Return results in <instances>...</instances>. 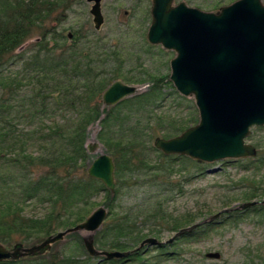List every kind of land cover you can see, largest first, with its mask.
<instances>
[{"label":"trees","instance_id":"trees-1","mask_svg":"<svg viewBox=\"0 0 264 264\" xmlns=\"http://www.w3.org/2000/svg\"><path fill=\"white\" fill-rule=\"evenodd\" d=\"M54 4L49 0H0V243L7 246L14 235L20 236L26 243H39L60 231L76 227L100 206L92 201L100 192L106 193L103 205L108 208L109 217L95 236V246L99 250L130 251L145 238L161 235L168 224L171 232L196 224L200 215L169 218V222L160 207L151 212V221L144 219L146 217L143 220L133 218L132 212L127 210L121 213L120 218L110 220L120 184L125 187L127 183L126 176L145 177L149 184H154L166 174L170 175V169L166 165L150 164L149 153L162 154L158 149L148 147V140L152 139L149 132L147 135L138 134L133 126L128 137H107L114 106L108 108L110 110L100 123L102 130L98 139L115 164V195L112 196L101 181L89 177L88 169L93 157L85 146L88 129L98 123L101 116L100 106H91V103L106 91L105 83L95 72L92 55L77 50V43L83 39L79 31L75 32L74 44L60 46L59 53H55V48L47 42L49 33L44 31L43 25L51 17ZM33 32L42 34L41 41L36 44L37 49L27 58L23 51L16 54ZM64 41L54 38L55 44ZM21 65L23 67L18 72L10 71V68ZM150 82L148 92L128 98L121 105L155 101L162 92V78H152ZM145 83L148 82L141 81L137 85ZM26 84L33 90L29 98L22 100L18 92ZM90 109L92 112H89ZM59 113L62 117L70 114L83 117L79 129L73 132L69 123L61 124L51 119ZM22 119L29 122L27 129L18 128ZM122 121L118 118V122ZM176 134L168 137H175ZM29 147L34 148V153L27 151ZM170 158L189 160L182 156ZM190 162L199 171L204 168L197 162ZM256 162L247 160L246 169L251 170L250 164ZM78 165L84 172L83 178L76 176ZM145 185L146 182L140 183V186ZM169 190L165 187L162 191ZM258 197L256 191L247 190L236 198L251 202ZM78 204H83L84 208L72 216ZM26 207L35 208L38 215L27 218L22 214ZM230 207L226 203L224 208ZM234 213L237 212L227 216ZM139 215L143 216V212ZM215 224L202 226L182 240L198 238L205 229ZM148 225L151 226L146 231ZM46 258L45 255L29 259L37 262ZM122 261L105 260L104 263L118 264ZM21 263L22 260L0 264ZM52 264L80 263L74 256H63L60 259L56 257Z\"/></svg>","mask_w":264,"mask_h":264},{"label":"rangeland","instance_id":"rangeland-1","mask_svg":"<svg viewBox=\"0 0 264 264\" xmlns=\"http://www.w3.org/2000/svg\"><path fill=\"white\" fill-rule=\"evenodd\" d=\"M49 1L55 4L51 17L43 25L44 31L49 33L47 42L55 48V53H59L60 46L74 44L75 32L79 31L83 39L76 42L77 50L92 55L95 72L101 75L105 83L104 90L117 80L136 86L141 81H147L151 85L152 78L158 80L162 78V92L155 101L121 105L122 101L114 107L113 117L108 126L110 134L107 137H128L129 130L135 126L134 129L138 134L150 133L152 139L148 140V147L155 148L156 138L170 139L168 136L175 133L179 136L199 123V111L194 98L180 95L170 81V62L176 57V53L165 50L161 46L150 45L146 40L151 23V0H103L102 11L105 23L100 31L94 28L93 17L90 14L92 4L86 0ZM236 1L238 0H175L174 5L185 3L191 8L204 12L218 13L222 7ZM262 3L264 4V0ZM41 38L40 32H33L16 54L23 51L25 58L30 57L37 49L36 44L41 41ZM54 38H62L65 41L55 44ZM22 67V65L16 66L10 68V71L18 72ZM32 90L33 87L30 85L21 86L18 92L21 97L19 98L22 100L29 98ZM94 105L100 106L101 116L99 122L88 130V144L98 143L96 137L102 130L100 123L106 117V112L111 109L104 108L102 94L91 103V106ZM89 112L92 110L90 109ZM118 118L123 121L118 122ZM51 119L61 124L69 123L72 131L75 132L79 129L78 125L83 117L73 114L62 117L59 113ZM28 124L26 119H22L18 123V128L27 129ZM183 127L184 131H178ZM105 134L106 130L102 135L104 138ZM247 142L256 147L255 158L200 164L204 166L200 171L190 162L193 161L191 159L181 161L170 158L172 156H165L162 152L163 156L155 152L149 153L150 164L166 165L170 169V175L166 174V177L163 176L158 183L154 182V184H149L145 177L126 176L127 183L125 187L120 184L121 188L115 199L114 214L110 220L120 218L121 213L127 210L132 212L133 218L139 217L143 220V217H146L144 219L151 221L153 211L160 207L169 222V218L186 217L188 214L192 217L200 215L198 221L200 222L224 210L226 203L231 205L230 208L246 203L236 197L247 190L256 191L259 195L254 201H263L264 127L253 128ZM98 148V151L96 149V152L92 154L93 158H97L102 151L105 152L100 144ZM27 151L34 153V148L29 147ZM247 160H257L254 165L250 164L251 170L246 169ZM76 169V176L83 178L84 172L81 166L78 165ZM143 182L147 185L140 186ZM165 187H169V192L162 191ZM105 199L106 193L100 192L92 201L103 205ZM83 208V204H78L72 216ZM142 212L143 216H140ZM22 214L32 218L38 215V211L33 207H26L24 211L22 210ZM168 225L164 229L160 228L163 229L160 241L165 242L176 233L169 231ZM149 226L151 225L147 226L146 231ZM80 235L84 234L69 235L63 241L56 243L45 254L46 259L34 262L32 259L25 258L22 259L21 264H52L56 257L60 259L63 256H74L80 264H105L106 259L88 254ZM200 235L195 239L178 241L175 247H169L166 250L150 248L138 258L130 261L123 260L118 264H264V206L237 212L230 217L224 215L217 224L205 229ZM18 243H22L25 247L38 244L26 243L20 236L14 235L4 247L12 249ZM211 252L220 253L221 259H208L206 255ZM166 253H170L167 254L168 257L160 258V255ZM106 261L111 262V260Z\"/></svg>","mask_w":264,"mask_h":264},{"label":"water","instance_id":"water-1","mask_svg":"<svg viewBox=\"0 0 264 264\" xmlns=\"http://www.w3.org/2000/svg\"><path fill=\"white\" fill-rule=\"evenodd\" d=\"M92 4L90 14L94 28L105 23L103 0H86ZM151 23L147 42L173 51L170 81L184 97H193L199 111V123L174 138H156L154 146L165 156L187 157L199 164L226 160L251 159L257 149L247 139L255 127H264V4L262 0H238L222 7L218 13L204 12L175 0H151ZM136 87L122 81L111 84L102 96L104 107H114L136 93ZM94 153L96 145H89ZM215 172V171H214ZM89 177L101 181L112 195L116 191L115 164L102 153L88 169ZM264 201L246 202L224 209L193 226L181 229L176 236L191 233L211 224L223 214L244 211ZM108 218V210L98 207L88 219L72 229L51 235L32 247L22 243L12 249L0 243V263L40 257L53 245L72 233L84 234L83 243L92 257L123 259L133 252L100 251L94 236ZM172 242V240H171ZM159 244L145 239L136 249ZM135 252V251H134ZM220 260L221 254H207Z\"/></svg>","mask_w":264,"mask_h":264},{"label":"flooded vegetation","instance_id":"flooded-vegetation-1","mask_svg":"<svg viewBox=\"0 0 264 264\" xmlns=\"http://www.w3.org/2000/svg\"><path fill=\"white\" fill-rule=\"evenodd\" d=\"M175 2V1H174ZM188 6V5H187ZM189 7V6H188ZM146 37H147V35H146ZM146 40H147V38H146ZM264 201V200H263ZM243 204V203H242ZM241 205V204H240ZM257 206H262V205H256V206H254V207H257ZM254 207H252V208H254ZM250 209V208H249ZM246 210H248V209H246ZM245 211V210H244ZM235 212H243V211H235ZM224 215H228V214H223L222 216H224ZM222 216L219 218V219H217L215 222H212V223H218L219 222V220L222 218ZM211 223V224H212ZM207 225H210V224H207ZM206 226V225H205ZM202 227V226H201ZM200 228V227H199ZM197 230V229H196ZM192 233V232H191ZM191 233H187V234H189V235H191ZM176 234H177V232L174 234V236L173 237H171L170 239H168L167 241H165V242H163V241H160V238L162 237V235L163 234H161V235H159L158 237H156V236H149V237H147V238H145V239H148V238H153V239H156L157 241H159V244H155V245H147V246H145L144 248H142L141 250H137L136 251V249L140 246V244L145 240H143L140 244H139V246H137V247H134L132 250H130L131 252H133L131 255H129V256H127L126 258H123V259H121V260H124V261H127V259H129L128 261H130V260H132V259H135V258H138V256L140 255V254H142V253H145L146 251H148L150 248H157V249H159V250H166L167 248H169V247H175L176 246V244L178 243V241H183L182 240V238L183 237H187V236H189V235H187V234H183V235H180V236H176ZM191 239H193V238H191ZM195 239V238H194ZM171 240H172V242H171ZM135 251V252H134ZM125 252H128V251H125ZM167 254H170V253H166V254H162V255H160V258L161 257H168V255ZM173 254H175V253H173ZM206 257H207V255H206ZM209 259V258H208Z\"/></svg>","mask_w":264,"mask_h":264}]
</instances>
